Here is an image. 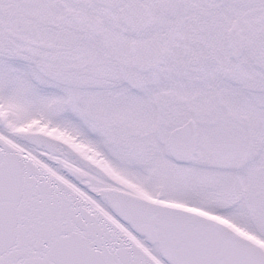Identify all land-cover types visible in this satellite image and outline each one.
Wrapping results in <instances>:
<instances>
[{"label": "snow or ice", "instance_id": "snow-or-ice-1", "mask_svg": "<svg viewBox=\"0 0 264 264\" xmlns=\"http://www.w3.org/2000/svg\"><path fill=\"white\" fill-rule=\"evenodd\" d=\"M0 264H264V0H0Z\"/></svg>", "mask_w": 264, "mask_h": 264}]
</instances>
